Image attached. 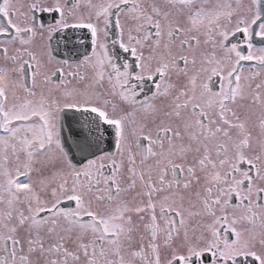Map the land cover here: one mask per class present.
Returning a JSON list of instances; mask_svg holds the SVG:
<instances>
[{"label":"snow or ice","instance_id":"1","mask_svg":"<svg viewBox=\"0 0 264 264\" xmlns=\"http://www.w3.org/2000/svg\"><path fill=\"white\" fill-rule=\"evenodd\" d=\"M0 264H264V0H0Z\"/></svg>","mask_w":264,"mask_h":264}]
</instances>
